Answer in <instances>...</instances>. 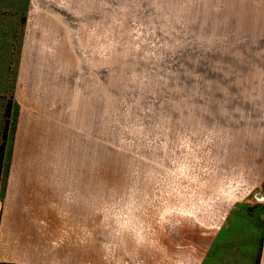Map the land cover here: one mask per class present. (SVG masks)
<instances>
[{
	"label": "rangeland",
	"instance_id": "374dc122",
	"mask_svg": "<svg viewBox=\"0 0 264 264\" xmlns=\"http://www.w3.org/2000/svg\"><path fill=\"white\" fill-rule=\"evenodd\" d=\"M1 145L0 264H263L264 0H0Z\"/></svg>",
	"mask_w": 264,
	"mask_h": 264
},
{
	"label": "trees",
	"instance_id": "16d2710c",
	"mask_svg": "<svg viewBox=\"0 0 264 264\" xmlns=\"http://www.w3.org/2000/svg\"><path fill=\"white\" fill-rule=\"evenodd\" d=\"M4 150H5L4 145H1L0 146V173L2 171V162L4 160ZM3 264H6V263H3Z\"/></svg>",
	"mask_w": 264,
	"mask_h": 264
},
{
	"label": "water",
	"instance_id": "95a60500",
	"mask_svg": "<svg viewBox=\"0 0 264 264\" xmlns=\"http://www.w3.org/2000/svg\"><path fill=\"white\" fill-rule=\"evenodd\" d=\"M257 197H258V198H261V197H262V194H258Z\"/></svg>",
	"mask_w": 264,
	"mask_h": 264
},
{
	"label": "crops",
	"instance_id": "0c3cea01",
	"mask_svg": "<svg viewBox=\"0 0 264 264\" xmlns=\"http://www.w3.org/2000/svg\"><path fill=\"white\" fill-rule=\"evenodd\" d=\"M263 264H264V252H263Z\"/></svg>",
	"mask_w": 264,
	"mask_h": 264
}]
</instances>
